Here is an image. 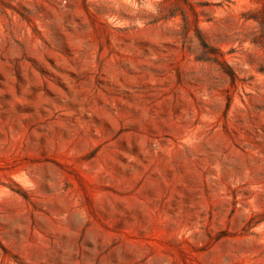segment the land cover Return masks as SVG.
Wrapping results in <instances>:
<instances>
[{
	"label": "rangeland",
	"instance_id": "rangeland-1",
	"mask_svg": "<svg viewBox=\"0 0 264 264\" xmlns=\"http://www.w3.org/2000/svg\"><path fill=\"white\" fill-rule=\"evenodd\" d=\"M0 264H264V0H0Z\"/></svg>",
	"mask_w": 264,
	"mask_h": 264
}]
</instances>
